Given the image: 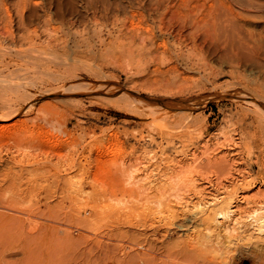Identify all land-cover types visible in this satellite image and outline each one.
Segmentation results:
<instances>
[{"label": "rangeland", "instance_id": "rangeland-1", "mask_svg": "<svg viewBox=\"0 0 264 264\" xmlns=\"http://www.w3.org/2000/svg\"><path fill=\"white\" fill-rule=\"evenodd\" d=\"M234 1L0 0V114L10 117L9 132L0 134V264H135L155 245L166 258L167 247L193 229L155 234L146 222L153 201L142 206L137 177L117 175L110 161L121 152L116 163L133 162L129 174L140 155L164 154L163 127L174 140L166 155L184 142L200 148L196 170L186 167L178 179L209 167L215 175L204 151L222 149L234 153L253 188H264V9ZM219 10L236 17L235 38L208 35V21L225 22L223 14L214 18ZM246 37L263 44L236 49ZM23 132L24 147L39 146L18 154ZM51 132L57 136L44 137ZM68 136L70 143L60 142ZM52 144L61 149L53 157ZM68 178L77 188L73 203ZM260 240L236 244L229 264H264Z\"/></svg>", "mask_w": 264, "mask_h": 264}, {"label": "bare ground", "instance_id": "bare-ground-1", "mask_svg": "<svg viewBox=\"0 0 264 264\" xmlns=\"http://www.w3.org/2000/svg\"><path fill=\"white\" fill-rule=\"evenodd\" d=\"M235 1L241 4L240 5L242 6L241 8L243 7L245 9L247 8V11L256 10V9L257 10L264 9V0H235ZM217 7L221 10L222 6L220 7L217 5ZM227 8L228 7H226L225 10H228ZM220 10L218 11V13L220 12ZM222 10H224V7ZM213 11L215 10L213 9ZM223 12L224 11H222V14L226 16V18L230 17L231 11L229 13L228 12L223 13ZM218 13L216 17L214 15L215 19L217 17H221L220 16L222 15L221 12L219 14ZM0 15L2 19V16H3L2 12ZM209 17L211 16L209 15ZM230 18L231 19H229V22H230L231 32H229L230 28L228 29L227 27V23H226L227 19L226 20L224 19L225 22L222 24H220L221 22L217 24L218 22L217 20H214V21L210 20V22L208 21V27H207L208 35L219 38L223 36L224 34V36H226L227 39H229V37L230 38L234 37V33L232 30L233 29L236 30V28H238L239 25L235 23V19L232 20L233 18H236V17H233V18L230 17ZM200 24L203 26L204 22ZM240 28L241 27H239V29ZM2 32L4 33V31ZM2 32L0 33L3 34ZM28 33L30 32L28 31ZM225 34H228V35H225ZM236 34H240L242 36V34L239 33L238 31L236 32ZM28 35L29 34H27V30H26V32L22 36L23 40L24 38L28 37ZM261 37L260 39H258L259 37L252 38V41H250V39H248L247 37L246 39L240 38L238 42L235 41L234 44L237 47L236 49L242 50L243 48L248 46L249 48H251V50H257V49L259 50V48L263 44L262 40H264V39L261 40ZM45 39L47 38L45 37ZM220 41L218 42L220 43ZM229 41L231 42L232 40H229ZM222 44H224V42L221 41L220 45L222 46ZM225 45L227 46L226 43ZM228 47H232V46L228 45ZM20 49L21 51H23L22 48ZM25 51H28V50L25 49ZM237 52L241 53L240 50ZM242 53L243 55L240 54L239 58L240 57L243 58L244 52ZM232 55H233V52H232ZM239 58H236L237 62H239L238 61ZM131 100L133 101V99ZM8 118L10 117L0 114V134L9 132L10 124L5 123V121L8 120ZM25 133H27V131ZM25 133L24 132L19 133L18 135H16L15 133V135L19 138V139H16L15 137V140H18V144L16 145V148L18 149L17 150L18 154H19V151L22 150V147H24V142L27 141L26 138L28 136L25 135ZM54 134L55 133L51 132L49 134L44 135V137L48 138L49 135H54ZM158 134L162 140L168 141V145H165V147L163 148L160 147L162 149V152L165 154L168 146L171 144H174V140L171 139V135L167 127L161 128ZM55 135L57 136V134ZM32 136L37 137V135L35 134H32ZM71 140H72L71 136H68L66 138H60L61 143H70ZM157 140H158L157 137L154 136L153 141H157ZM42 141L44 140L42 139ZM37 142L35 144L29 143V145H27L28 148H35V147L37 148L39 146V145H36L38 144ZM32 143H34V141ZM165 144H167V142ZM183 144H185L184 145L185 149L182 148L183 150L178 152V154L176 153L177 155H169V154L164 155L160 153L161 155L159 156L155 153L156 155L153 154L152 157L151 156L147 157L149 154L147 156H142L140 154H144V153L140 151L141 153L138 152V154L140 155L138 159V154L134 152L137 156V158L136 157L133 158L134 160L136 159L134 163H136L139 160L138 163H136L138 166L135 164L137 166L136 167L137 170L129 174H127L128 168L126 164H130V163L132 164L133 162L126 163V161H122L120 163H116L115 159L119 157L121 152H117V153L115 152L114 154H111L110 161H112V163L113 161H115L116 163V164L114 163L111 165L112 166L116 165L115 173L117 175H119L120 173L123 176L137 177V181H138L137 187L140 191L139 200H141L139 202H142L141 203L142 206L145 207L146 205L148 207L149 202L151 201L150 204H152V201H153L154 204L150 205L152 216L150 219L146 220V222L149 224V226L155 229L154 231L155 234H158L159 231L162 230V228H167L165 230L164 236H167V233L170 232L171 229H174V228L179 229V230L193 229V231L191 233H188L184 238H182L181 236L182 239H180V241L177 242V244H175L174 246L169 245L167 247L168 253H167V256L164 253L165 254L164 256L168 260L160 255L162 252L160 253L159 249H157V246L155 245L153 248H151L148 251L147 254H143L142 259L137 258L136 259L137 262H135V264H229L230 263V258H229L230 253L232 252L236 244L239 245L241 244L240 242L246 243L247 241H251L254 237H256L259 240L260 238L263 240L264 236H261V234L263 233V230H264V206L262 205L264 203L263 202L260 203L262 205L261 206L259 202L258 203L256 202V199L260 195L262 194L264 195L263 186L260 185L257 187V189L253 188L252 181L246 176L245 168L241 166L240 164L241 162L237 160L234 153L223 151L222 149H220L219 151H216L214 154L204 151L207 157L211 159V161L209 162L211 164L213 163L216 166V168H213L214 166L213 167L211 166L212 169H216L217 173L215 175L209 173L212 171V170L210 171L211 168L209 167V172L207 171L208 169L207 170L204 169V172L201 169L202 172L200 171V173L196 174V172H194L197 175L196 177L195 176L192 177L194 173L192 174V176H190L191 173L193 172L192 171L193 168L195 169L196 167V166L195 167L193 166L192 168L191 165H194L192 164V162L195 159L197 160L199 159L198 156L200 154V148L195 147L197 145H195L194 148H190V147L188 148L186 147L187 144L185 142ZM41 145L43 146L42 143ZM27 146H25L24 148L26 149ZM54 147L55 149L53 150V153L51 154L52 157L53 155L55 156V154H58L61 151V149L57 150L55 145ZM174 148H176V146ZM71 150H72L71 147H69V149L67 150L68 157L72 155ZM168 150H171V149L168 148ZM144 151H147V150H145L144 148ZM156 151L152 150L150 153L152 152L154 153ZM12 157L15 158L17 157V155L13 154ZM190 166L192 170L188 168ZM186 167H187V172L189 171L188 169H190L192 172L190 173V175H188L190 177L189 180L186 179L187 175L184 174L186 175V177L184 176L185 177L184 181L187 180L188 182L187 184L185 182L186 185H183L184 184L183 179H182L183 176L181 177L182 183H181L180 178L178 179V177L181 175V173L182 174L184 173V170L186 169ZM110 172L113 173L114 170ZM110 172H107V173H110ZM177 180H180V181H177ZM66 181H67L66 182L67 202L73 203L75 202L77 198V193L75 192L77 188L75 187L73 182H71L70 178L66 179ZM238 186H239V190H236L235 188H237ZM118 189L120 191L128 192L129 189H131V187L121 186ZM63 202H66V201H63ZM253 204H258L259 207L257 206L256 208L254 205L255 209H253L252 208ZM59 206L63 208V207H66V204L61 203ZM82 212L85 213L87 217L91 215V213H89V211H87L86 209H83ZM194 225H200V228L199 226L198 228H196V226L193 227ZM82 262H83L82 264H90L88 259H83ZM123 262L124 261L118 260V262L116 263V260H113L112 262H110V264L112 263L113 264H123ZM127 264H129L128 261H127Z\"/></svg>", "mask_w": 264, "mask_h": 264}]
</instances>
